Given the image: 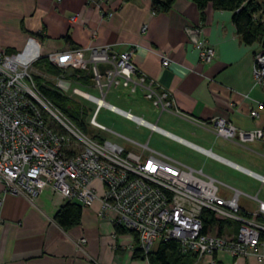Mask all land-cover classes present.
<instances>
[{"label":"crops","instance_id":"0c3cea01","mask_svg":"<svg viewBox=\"0 0 264 264\" xmlns=\"http://www.w3.org/2000/svg\"><path fill=\"white\" fill-rule=\"evenodd\" d=\"M107 11L113 15L109 16ZM232 17L233 12L217 10L211 3L201 16L193 0H176L168 13H154L151 0L103 3L100 0H1L0 50L20 52L31 34H38L41 55L47 57L72 48L64 39L67 35L83 48L109 45L116 53L134 48L133 61L146 75L135 93L149 99L148 87L153 82L155 96L150 101L158 113L156 121L132 114L157 128L132 119L151 135L137 137L133 133L125 135L107 130L115 136L113 143L144 155L157 153L203 170L221 184L242 192L241 208L255 213L259 205L251 196L259 195L264 185L219 158L262 174L264 162L256 165L252 158L243 161L237 152L218 142L220 138L212 127V120L222 116L239 128H264V87L256 84L253 77L255 53L261 47L241 40ZM145 24L148 29L142 32ZM187 26L198 28L200 39L214 47L215 56L210 63L200 62L199 50L186 33ZM163 55L170 58L169 67L163 66ZM135 78L138 80L139 75ZM164 90L169 91L173 101L169 108H163V99L162 103L159 101ZM253 108L259 112L256 119L250 116ZM160 118L164 125L157 122ZM153 133L168 137L173 145L163 149L159 143L152 144ZM224 142L264 160L261 142L244 145ZM240 174L254 180L258 189L236 176ZM96 185L98 197L92 206L82 209L80 223L69 229L54 219L66 201L51 189L45 190L34 203L23 195L6 194L0 212V264H149L146 259L134 258L135 234L117 232L116 213L104 211L102 186ZM227 191L230 195L231 190ZM82 239L86 240L83 244ZM216 260L222 264H264L254 255L233 257L228 253L203 257L196 264H216Z\"/></svg>","mask_w":264,"mask_h":264},{"label":"built area","instance_id":"2783aa9c","mask_svg":"<svg viewBox=\"0 0 264 264\" xmlns=\"http://www.w3.org/2000/svg\"><path fill=\"white\" fill-rule=\"evenodd\" d=\"M107 1L110 0H100L102 3ZM105 13L113 15L111 11ZM147 29L145 24L141 30L146 32ZM186 33L199 50L200 62L210 63L215 56L214 47L200 39L198 28L187 26ZM31 49H37L33 59L19 58ZM133 52L134 48L116 53L109 45H94L50 54L49 59L61 70V74L55 76V85L66 94L71 90L73 94L95 102L97 107L90 123L102 130L108 129L96 121L101 107L157 128L105 101L111 88L121 86L135 93L138 85H143L146 75L134 63ZM40 57V43L32 36L20 52L0 50V212L6 194L23 195L34 203L47 189L65 201H76L82 208H87L98 197V183L103 190L104 211L115 212V224L137 236L133 250L137 245L148 254L160 241L177 240L183 252L196 253L198 260L228 253L233 257L254 255L260 262L264 261V201L258 194L251 196L258 202V212L243 214L239 204L242 192L221 184L203 170L157 153L144 155L127 150L85 133L38 92L28 68ZM254 58L253 77L256 84L264 87V47ZM162 64L169 67L167 55L162 56ZM74 69L94 75L93 86H98L101 97L78 87L72 88L73 84H80L69 76ZM152 83L147 92L149 99L155 96ZM160 96L159 101L164 100L163 108H169L173 102L169 91L164 90ZM98 99H102V103ZM35 101L58 122L61 130L47 124ZM261 105L257 102L258 107ZM250 116L258 118V109L253 108ZM212 127L218 138L239 145L261 142L264 148V128H239L222 116L212 120ZM219 159L264 185V174ZM220 184L231 190V194H223ZM204 208L238 224V228L223 234L216 231L203 233L201 215ZM85 242V239L81 240V244Z\"/></svg>","mask_w":264,"mask_h":264},{"label":"trees","instance_id":"16d2710c","mask_svg":"<svg viewBox=\"0 0 264 264\" xmlns=\"http://www.w3.org/2000/svg\"><path fill=\"white\" fill-rule=\"evenodd\" d=\"M131 2L134 0H123ZM176 0H151L152 10L154 13H168L174 6ZM204 15V10L208 3H211L217 10H227L233 12V23L235 24L238 35L247 45L258 43L261 48L264 47V0H193ZM36 38L38 34H31ZM65 41L72 47L78 48L70 36L64 37ZM12 53L9 50H5ZM35 64L40 63L44 66L47 73L52 76L61 74V70L47 56H41ZM105 67H102V71ZM69 76L84 86H93L94 75L90 72L74 69ZM38 92L50 102L55 108L64 114L72 123L79 127L87 134H91L89 130L87 118L89 111L79 101L59 89L54 83L46 82L39 75L31 76ZM36 102V101H35ZM42 109L47 124L56 130H61L58 122L48 114L46 110L38 103ZM92 136V135H91ZM92 137L103 139L99 136ZM82 206L76 201H66L63 203L54 215L55 221L64 229L76 226L81 221ZM243 214H248L243 211ZM203 224V233L216 231L223 234L228 230L238 228V224L222 217L216 212L204 208L201 215ZM118 233H125L128 230L121 225H116ZM137 240V236H136ZM137 244V241H136ZM155 248V247H154ZM134 258L147 259L149 264H196L198 255L191 251L183 252L180 243L177 240L160 241L155 249L150 253L144 252L136 245L134 248ZM215 258V256H214ZM216 264L222 262L216 260Z\"/></svg>","mask_w":264,"mask_h":264},{"label":"rangeland","instance_id":"374dc122","mask_svg":"<svg viewBox=\"0 0 264 264\" xmlns=\"http://www.w3.org/2000/svg\"><path fill=\"white\" fill-rule=\"evenodd\" d=\"M28 72L31 76L32 75L41 76L46 82H49V83L51 82L54 84H56L57 82V79L55 78V76H52L49 73H47L46 70L44 69V66L40 63L31 64L28 68ZM75 87H78L83 92L91 94L95 97H101L102 95L100 90L97 89L98 86L96 85H95L96 89L92 88L91 86L73 84L72 88H75ZM67 94L73 97L75 100L79 101L85 108L88 109L89 116L87 118V122H88L89 130L91 131L90 135L92 136L93 135L99 136L111 142H114L115 136L110 131H113L118 134H125V135L127 133H133V136L135 134L137 137L146 136V135L147 137H149L151 135V132L147 131L146 128L140 126L132 119L128 120L126 117H124V115L119 114L118 112L112 111L106 107H101L96 116V121L110 131L102 130L99 127L94 126L93 124L90 123V119L96 110L97 104L91 100L84 98L81 95L73 94L71 90L67 92ZM105 101L126 112L142 115L146 117L147 119H151L153 121L157 120L158 110L153 107L150 99H145L141 97L140 92L132 94L130 93L129 89L127 90V89H122V88H119V89L112 88L110 92L108 93V95H106ZM157 122L160 125H164L163 119L161 118ZM224 141L226 140H223L221 138L218 140L220 144H223V143L226 144L225 146L230 147L231 150L233 149L235 152H237V154H239L240 157L242 156V158L244 159L243 161H249L252 158L256 165H262V163L264 162V160L261 157L252 156V154L248 150L230 145ZM151 142L152 144L159 143V145H161L163 149L166 147H170V145H173L171 139L161 134H158V133H153ZM244 164L247 165V163H244ZM210 167L212 168L213 165L210 164ZM210 167H208V169ZM215 170H218V168H215ZM236 176H238L242 181L248 183V186H251L254 189H258V187L255 188L257 186L256 182L250 179L248 176L246 177L241 174L236 175ZM219 187H220V191L223 194H228L229 191L224 189L223 185L220 184ZM258 196L260 200L264 201V187L262 188Z\"/></svg>","mask_w":264,"mask_h":264},{"label":"bare ground","instance_id":"6f19581e","mask_svg":"<svg viewBox=\"0 0 264 264\" xmlns=\"http://www.w3.org/2000/svg\"><path fill=\"white\" fill-rule=\"evenodd\" d=\"M37 55V49H31V50H27L24 52L23 55H21L19 58H21L22 60H26L29 61L31 59H33L35 56ZM99 103H102V99H98Z\"/></svg>","mask_w":264,"mask_h":264}]
</instances>
